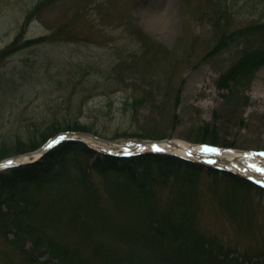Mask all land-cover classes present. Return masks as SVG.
I'll list each match as a JSON object with an SVG mask.
<instances>
[{
    "label": "rangeland",
    "instance_id": "374dc122",
    "mask_svg": "<svg viewBox=\"0 0 264 264\" xmlns=\"http://www.w3.org/2000/svg\"><path fill=\"white\" fill-rule=\"evenodd\" d=\"M220 9L231 18L230 29L264 22V0H0V51L19 36L23 41L55 30L60 36L0 59V146L26 140L35 126L48 120L44 113L59 110L62 117L94 127L95 132L87 133L111 145L140 138L194 144L200 141L199 130L208 125L220 144L264 149V66L232 84L231 92L220 87L221 74L244 44L235 40L220 53L209 54ZM130 30L142 31L159 49L146 51ZM6 154L0 159L16 155ZM91 180V194L79 184L45 199L52 205L48 227L56 219L49 212L55 208L58 214L54 225L60 232L50 229L53 237L74 239L76 228L67 224L72 214H82L72 221L79 225L85 219L83 209L93 213L98 201L108 217L96 210L94 220H107L118 235L114 252L147 253L135 240L142 235L140 209L130 208L126 192L110 187L128 179L92 172ZM226 182L202 174L181 195L172 185L160 186L152 204L161 211L187 213L197 232L230 256L258 254L264 241V194L235 189L237 205L228 211L223 191L233 190ZM76 199L79 208L70 204ZM180 199L186 203L178 205ZM89 236L93 241L101 235L91 231ZM155 246L147 249L151 255L169 256V250ZM20 261L12 242L0 234V264Z\"/></svg>",
    "mask_w": 264,
    "mask_h": 264
},
{
    "label": "trees",
    "instance_id": "16d2710c",
    "mask_svg": "<svg viewBox=\"0 0 264 264\" xmlns=\"http://www.w3.org/2000/svg\"><path fill=\"white\" fill-rule=\"evenodd\" d=\"M230 22L231 18L222 9L216 11L213 21L216 39L209 52L213 56L227 48L231 42L244 40L236 60L227 67L218 80L222 89L229 90L232 84L235 86L240 79L252 76L256 70L264 66V22H252L234 29H230ZM58 33L59 31L55 30L46 37L40 36L23 41L19 40V36L0 51V59L47 39L60 38ZM130 33L141 38L147 48L142 46V49L146 51L150 47L149 50L159 49L160 46L152 44V40L142 31L130 30ZM59 112L55 111L52 115L44 113V119L48 120L35 126L26 140L1 145L0 157L6 153L20 154L33 151L61 130L95 132L94 127L81 124L77 120L72 121L66 116L62 117V113ZM198 133L200 141L197 142L231 145L220 144L214 130L210 131L208 125ZM67 156L70 159L66 162ZM93 156L95 158L92 162L88 161V158ZM92 172L103 176L114 173L128 179L126 183L110 184V187L117 189L116 192H126V197L132 199V202L128 203L130 208L140 209L141 219L138 218V227L142 235L141 237L137 235L135 240L147 253L129 251L127 255H121L114 252L113 248L119 243L118 235L116 232L113 233L107 220L102 222L94 220L96 210L97 213L102 210L108 217L107 211L98 201L93 213H89L86 208L83 209L86 214H83L85 219L81 224L73 222L81 218L82 214L81 216L77 213L72 214L73 217L67 224H70V228H76L77 234L73 236L74 239L64 241L63 238L57 240L53 237L54 232H60V228L54 225L58 214L55 208L49 212L56 219L55 223L48 227L46 217L48 208L52 205L45 199L49 196H60L64 189L79 184L87 188L85 190L91 194L88 187L94 188ZM202 174L229 183L226 182L227 187L233 192L224 190L222 197L228 211L235 209L237 205L235 189L264 194V189L233 173L174 155L143 153L121 157L98 153L81 141L65 140L47 151L36 162L0 171V234L12 242L14 250L21 256V261L13 264H264V241L258 254L247 251L242 258L230 256L224 252L222 245L198 233L197 227L188 219L187 213L161 211L157 206H153L152 199L159 198L160 192L157 187L169 184L181 195L188 192V188L194 186V180ZM69 182L72 185L68 184ZM91 202L95 203L89 201ZM185 203L184 199H180L178 205ZM70 204L73 208H79L77 205L80 204V199L71 201ZM91 231L100 234V239L91 241L89 236ZM9 233L13 234L12 238L8 236ZM28 242L30 246L26 247L25 243ZM156 243L159 248L169 250V256L158 253L156 256L151 255L147 249H155ZM45 253L48 257L42 259Z\"/></svg>",
    "mask_w": 264,
    "mask_h": 264
},
{
    "label": "bare ground",
    "instance_id": "6f19581e",
    "mask_svg": "<svg viewBox=\"0 0 264 264\" xmlns=\"http://www.w3.org/2000/svg\"><path fill=\"white\" fill-rule=\"evenodd\" d=\"M83 137L89 145L96 149H110V146L105 141L96 139L90 135H83ZM120 145L124 149H131L129 147H132V145H127L125 143ZM139 148L140 150L158 149L161 151L177 153L186 157L209 160L210 162L226 167H232L234 169L238 168L245 173L247 171L258 181L264 182V171L258 166L260 162L264 163V153L241 151L237 149L219 150L216 148H206L200 145L190 146L188 143L180 140H176L173 143L167 141L149 143ZM202 149L204 151H202Z\"/></svg>",
    "mask_w": 264,
    "mask_h": 264
},
{
    "label": "water",
    "instance_id": "95a60500",
    "mask_svg": "<svg viewBox=\"0 0 264 264\" xmlns=\"http://www.w3.org/2000/svg\"><path fill=\"white\" fill-rule=\"evenodd\" d=\"M79 134V136H75V137H71V138H75V139H78V140H81V141H84V139H83V137H82V133H78ZM83 135H85V134H83ZM34 155V153H28L27 154V156H29V157H32ZM0 166H2V165H0Z\"/></svg>",
    "mask_w": 264,
    "mask_h": 264
},
{
    "label": "snow or ice",
    "instance_id": "6c2138e0",
    "mask_svg": "<svg viewBox=\"0 0 264 264\" xmlns=\"http://www.w3.org/2000/svg\"><path fill=\"white\" fill-rule=\"evenodd\" d=\"M154 150H158V149H154ZM202 151H204L203 149H202ZM127 154V153H126Z\"/></svg>",
    "mask_w": 264,
    "mask_h": 264
}]
</instances>
